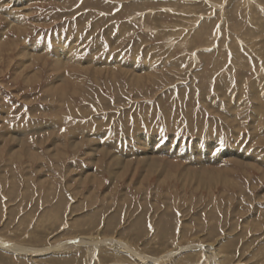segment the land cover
<instances>
[{
    "label": "rangeland",
    "instance_id": "obj_1",
    "mask_svg": "<svg viewBox=\"0 0 264 264\" xmlns=\"http://www.w3.org/2000/svg\"><path fill=\"white\" fill-rule=\"evenodd\" d=\"M150 262L264 264V0H0V264Z\"/></svg>",
    "mask_w": 264,
    "mask_h": 264
},
{
    "label": "bare ground",
    "instance_id": "obj_2",
    "mask_svg": "<svg viewBox=\"0 0 264 264\" xmlns=\"http://www.w3.org/2000/svg\"><path fill=\"white\" fill-rule=\"evenodd\" d=\"M210 245V244H209ZM211 252V251H210ZM208 253H209V250H208ZM209 257V256H208ZM145 261V260H144ZM150 264H153L152 262H150Z\"/></svg>",
    "mask_w": 264,
    "mask_h": 264
}]
</instances>
